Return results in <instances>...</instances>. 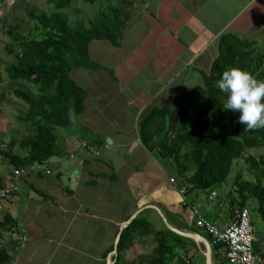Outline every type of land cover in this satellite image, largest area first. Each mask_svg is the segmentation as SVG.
<instances>
[{
    "label": "trees",
    "instance_id": "1",
    "mask_svg": "<svg viewBox=\"0 0 264 264\" xmlns=\"http://www.w3.org/2000/svg\"><path fill=\"white\" fill-rule=\"evenodd\" d=\"M45 1L46 8H42L17 0L0 18V28L8 37L4 52L11 56L0 70V83L5 77L4 87L23 103L17 118L29 129L28 134L8 139L6 133L0 132V157L11 171L43 165L52 156L68 155L58 142L56 129L75 124L88 95L71 72L78 68L102 70L118 81L111 67L91 59L89 44L92 40H106L119 48L134 23V0ZM97 1L101 8L92 17L81 15L83 6L78 2ZM64 8H69L70 14L66 15L70 19L59 11ZM217 50L207 72L196 69L201 84L182 89L174 106L153 103L139 117L138 136L148 150L157 151L161 159L176 168L186 192L229 186L236 193V208H246L254 199L257 212L264 218V156L250 152L244 155L248 149L264 147V128L247 130L238 120L239 112L223 108L227 94L216 85L229 67H239L264 80V42L225 31L218 37ZM240 159L246 165L245 171L238 170L228 183L230 170ZM3 186L0 178V189ZM148 211L142 210L123 228L112 264H194L186 238L166 226L157 229L145 216ZM165 215L172 222V215ZM16 224L8 213L0 220V228L7 226L6 232ZM145 236H151L155 244L151 253L126 260L125 252L132 247L134 238ZM15 242H0V264L12 262Z\"/></svg>",
    "mask_w": 264,
    "mask_h": 264
},
{
    "label": "crops",
    "instance_id": "2",
    "mask_svg": "<svg viewBox=\"0 0 264 264\" xmlns=\"http://www.w3.org/2000/svg\"><path fill=\"white\" fill-rule=\"evenodd\" d=\"M141 1L149 6L146 13L133 19L134 23L124 34L119 48L110 45L116 53L120 49L124 51L125 64L118 58L103 63L114 70L118 82H121L120 74L142 78V85L141 81L138 83L140 86L135 85L137 78L129 84L124 83L125 92L128 90L132 98L138 90L145 92L143 99L150 97L149 80L151 82L156 76L176 77L191 66L195 71L207 72L218 52V37L225 31L264 42V36H258L264 34V0ZM249 28L255 35L246 33ZM140 42L150 50L152 57L139 48ZM211 46L214 47L211 55L204 54ZM91 51L90 43L91 58L100 62L105 60L101 50L97 52L98 56ZM180 53L184 54L182 58ZM160 86L154 95H158L165 84ZM87 98L83 112L75 118L78 132L68 137L57 134L60 146L68 155L52 156L43 163L42 171L22 176L17 190L0 201L2 218L8 213L19 227L22 225L28 233L38 236L42 235L41 230L57 229L60 220L68 218L75 222L76 236L83 246L76 250L85 256L81 264H106L107 256L113 251L119 225L137 210L149 209L159 215L161 213L175 228L206 238L208 244L183 236L191 247V262L220 264V260L225 259V251L222 247L216 249L204 230L195 225L193 208L217 227L224 228L231 222L236 208L234 190L230 191L231 187L226 186L219 191L188 189L185 194H180L176 168L161 159L157 151L148 150L138 136L137 121L143 109L145 111L151 104H123L121 111L134 109L132 117L128 118L126 115L121 117L116 109L111 113L103 112L104 104L87 107ZM175 102L165 104L172 107ZM107 105L104 106L106 110ZM9 174L11 168L10 173L0 172L4 185ZM51 174H54V179L50 178ZM172 177L176 180L174 183L169 180ZM249 202L246 206L248 211ZM166 212L172 215V222ZM5 228L7 226L0 228V242H14ZM251 232L253 251L260 260L258 264H264V218L260 216L259 226ZM65 262L72 264L69 259ZM29 263L25 260L22 264ZM10 264H14L13 260Z\"/></svg>",
    "mask_w": 264,
    "mask_h": 264
},
{
    "label": "rangeland",
    "instance_id": "3",
    "mask_svg": "<svg viewBox=\"0 0 264 264\" xmlns=\"http://www.w3.org/2000/svg\"><path fill=\"white\" fill-rule=\"evenodd\" d=\"M17 0H0V18H2L10 9V7L15 4ZM30 3H33L34 5H37L42 8H46V1L45 0H26ZM80 1V0H78ZM146 1V0H143ZM148 1V0H147ZM135 6L133 8L132 13V20L138 18V16L142 15L143 13H146L149 6L146 7V4L142 2L141 0H134ZM80 5L83 6V12L81 15L85 16L89 14V17H92L93 14L101 8V4L97 1L95 3H81L78 2ZM49 7L52 8L51 5ZM145 7V10L143 9ZM69 8L60 9L59 11L66 15V13L70 12L68 11ZM20 15V13H18ZM67 16V15H66ZM68 17V16H67ZM69 18V17H68ZM70 19V18H69ZM139 20V19H138ZM252 31H254L252 28H249L246 30V33L250 36L255 35ZM252 33V34H251ZM139 35V34H138ZM241 36H244L242 34ZM258 36L263 37L264 34H258ZM8 42V37L3 33V31L0 28V70L3 69V65L5 62H7L11 56L5 54L4 52V46ZM91 54L94 56H98L97 53L99 50H101L102 54H104L102 62L99 60H96L100 63H107L113 62L115 59L118 58L119 62L125 64V59H123L124 51L121 49L116 53L115 49H112L110 44L106 41H91ZM152 45V44H151ZM140 46L139 48L141 50L146 51L147 54L151 55L149 52L150 50L147 49L146 46H142L141 42L138 44ZM214 47L211 46L206 50L204 54L211 55V51ZM150 49V48H149ZM149 52V53H148ZM213 53V52H212ZM217 53V52H216ZM90 55V54H89ZM184 56L183 53H180V58ZM92 57V56H90ZM152 57V55H151ZM121 58L123 60H121ZM93 59V58H91ZM206 71V70H204ZM157 72V71H156ZM3 73V71H2ZM147 72H145L146 74ZM4 75V73H3ZM133 75V74H129ZM182 75V76H181ZM71 76L79 83L86 91H87V99L86 104L87 107L90 106V104H104L102 111L109 113L117 112L118 114L121 113V117L131 118L132 117V110H122L123 104L124 106L126 104H160V103H166V104H174L175 102V95H177L180 90L186 88H191L192 86L196 84H201V78L197 71L194 70V68L188 67L184 72L179 76L176 77H170L166 78V76L162 78H158L157 76L152 79L149 85H148V92L150 93V97H145L143 99V91L141 92L138 90V94L133 97H131V94L128 90L125 92V84H129L131 81L133 82L135 78H137L135 82V85L141 81L142 78L134 77V76H127L124 77L121 74L119 75V81H114L110 78V76L105 71H90L83 68L75 69L71 72ZM118 77V76H117ZM169 81V82H167ZM6 78H3V83H0V94L1 92H4V96H0V132L6 133L8 139L9 137H21L22 135L28 134L29 129L28 126L25 125V123L18 120V115L23 110L24 106L23 103L15 98L10 92L9 89H6L4 87V83H6ZM142 81L141 84L142 85ZM165 84L164 89L158 94L154 95L155 92L160 89V85ZM139 85V84H138ZM139 85V86H140ZM130 98H129V96ZM135 95V94H134ZM143 99V101H142ZM105 104L107 105V110L104 108ZM147 106L146 110L151 106ZM123 106V107H124ZM120 109V110H119ZM98 110V109H97ZM99 111V110H98ZM97 111V112H98ZM132 111V112H131ZM144 109L142 111V114L145 112ZM108 113V114H109ZM107 114V115H108ZM78 123L75 122L73 126L68 127H57L56 133L59 136H70L71 133L78 132ZM80 135V134H79ZM252 153L254 156H264V147L260 148H251L246 150L244 155H247L248 153ZM243 158V157H242ZM245 163H243L240 160L236 161L235 164H233L230 174L227 178L228 183H231L234 180V176L236 172L239 170L240 172L245 171ZM0 172L2 174L4 173H10V167L6 166L4 163V160L0 157ZM247 173V172H246ZM245 173V174H246ZM10 175V174H9ZM245 177H248L250 179L249 175H246ZM50 178L54 179V174L50 175ZM73 181L70 182L72 184ZM221 188H218L216 190H220ZM231 191V189H230ZM249 224H250V230L256 229L260 224V214L256 210V202L254 199H251L249 204ZM153 224L154 226L159 229L163 228L165 226L164 221L162 220L161 216L153 211H149L145 215ZM20 229H23L26 234V241L22 243H15L14 250L12 253L13 262L14 264H22L25 260H29V264H66L65 261H72V264H81V260L85 259V256L81 252H78L76 250L82 249V243L81 240L77 238L76 231H75V222L69 220L68 218L60 220L57 229H54L52 231H40L42 234L41 236L34 233H28L27 229L24 228L22 225ZM58 235H60V238H57ZM59 239V241H57ZM5 240V238L3 239ZM2 240V241H3ZM154 242L151 236H145V237H136L134 238V242L132 247L125 252L124 258L126 260H132L134 259L138 254H150L152 248L154 247ZM54 247V248H53ZM55 250V251H54ZM90 256V255H88ZM92 264H96L93 262Z\"/></svg>",
    "mask_w": 264,
    "mask_h": 264
},
{
    "label": "built area",
    "instance_id": "4",
    "mask_svg": "<svg viewBox=\"0 0 264 264\" xmlns=\"http://www.w3.org/2000/svg\"><path fill=\"white\" fill-rule=\"evenodd\" d=\"M44 169L43 165L33 164L26 167L13 168L10 179L0 189V201L17 190L18 180L29 172H35ZM48 173L49 170H46ZM174 183L175 178L169 179ZM180 194H185L186 188L183 185L178 186ZM214 195V193H212ZM196 217L195 225L202 228L209 236L213 245L221 246L225 251V261L220 264H258L259 258L255 255L252 247V232L250 230L247 208H235L231 222L224 228L217 227L212 222L202 217L197 210L193 208ZM2 215L0 214V220ZM17 243L26 241V234L20 229L19 224L10 227L7 231Z\"/></svg>",
    "mask_w": 264,
    "mask_h": 264
},
{
    "label": "clouds",
    "instance_id": "5",
    "mask_svg": "<svg viewBox=\"0 0 264 264\" xmlns=\"http://www.w3.org/2000/svg\"><path fill=\"white\" fill-rule=\"evenodd\" d=\"M227 94L224 109L239 112V122L247 130L264 128V80L239 67H229L216 82Z\"/></svg>",
    "mask_w": 264,
    "mask_h": 264
},
{
    "label": "water",
    "instance_id": "6",
    "mask_svg": "<svg viewBox=\"0 0 264 264\" xmlns=\"http://www.w3.org/2000/svg\"><path fill=\"white\" fill-rule=\"evenodd\" d=\"M140 212V209L137 210L136 212H134L133 214H131L129 216L128 219H126L124 222H122L120 225H119V229H118V232L115 236V244H114V248H113V251L112 253H110L108 256H107V261H106V264H112V262L110 261V256L111 255H116L117 253V249H116V243L118 242V239L120 238V235H121V232L123 230V228H125L129 223L130 221ZM160 216L162 218V220L164 221L165 223V226L173 231L174 233L180 235V236H185V237H190L192 238L193 240H201V241H205L206 244L207 243V240L206 238H204L203 236H201L200 234H196V233H190V232H187V231H183V230H180V229H177L175 228L174 226H172L171 224H169L167 221H166V218L160 213ZM207 259L209 260V257H208V254H207Z\"/></svg>",
    "mask_w": 264,
    "mask_h": 264
}]
</instances>
